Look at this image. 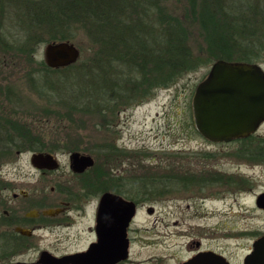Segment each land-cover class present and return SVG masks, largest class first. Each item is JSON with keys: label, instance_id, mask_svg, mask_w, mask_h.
Wrapping results in <instances>:
<instances>
[{"label": "rangeland", "instance_id": "obj_1", "mask_svg": "<svg viewBox=\"0 0 264 264\" xmlns=\"http://www.w3.org/2000/svg\"><path fill=\"white\" fill-rule=\"evenodd\" d=\"M205 1L208 2L163 0V5L169 12H174L175 19L182 24L183 29L189 31L188 46L199 66L173 86L158 90L155 85H142L136 80V77H141L143 73L136 74L135 67L129 66V61L126 63L123 59V56H130L129 51L133 48H128L129 45L124 44L119 36H111L114 32L126 30L130 25L132 34L137 33L134 37L135 47L146 45L153 49L156 40L154 33L159 31L162 19L158 8L152 12L145 10L148 0H140V3L131 0L129 9L123 11L122 17L114 16L105 23L103 21V26L96 18L91 17L92 13L87 14L83 10L84 15L70 13L65 9L64 0H0V87L5 94L7 89H11L14 103L12 108L19 112L21 120L34 123L37 137L41 135L45 142L50 143L48 147L58 148L60 151L68 147L70 150L91 151L89 153L93 154L98 162H109L111 176L163 178L165 176L152 175L157 172L171 175L172 170L169 167H173L183 168L186 172L190 169L198 173L208 170L231 177L216 183L233 181V184L227 183L218 187L207 185V190L202 194L199 191L194 193L206 199V222L213 227L221 226V231L214 233L219 242L216 244L217 249L238 264L248 253L254 238L264 232V212L256 205L257 196L264 191V124L248 142L234 140L228 143L210 142L200 135L195 127L193 98L197 86L208 76L214 64L206 66L207 59L212 57V52L216 53L214 45L211 52L207 28L200 17ZM241 1L243 0H229L228 9L236 4L240 5ZM148 6L154 7L151 4ZM245 6L244 3L243 7ZM163 12L167 13L166 10ZM230 15L228 17L233 19L234 14ZM83 16H87L88 21H85ZM219 16L222 22L232 20H227L224 13ZM234 21L246 25L248 18H235ZM253 23L254 26H264V17L254 19ZM209 27L210 31H213V28ZM151 29H154V33ZM54 37L59 40L65 38V41L80 49V59L74 65L82 68L84 73L91 67L95 54L104 51V56L107 57L105 72H108L105 75L108 77L105 85L107 101L90 108H75V111L68 107L75 113L74 117L68 116L71 112L67 111L65 101L68 104L83 105L88 103V100L81 104L75 102L80 99L77 91L84 85H75L73 81L77 80V77L74 70L68 73L65 78L68 84L65 81L66 86H63L58 83L64 81L60 78L66 76V72L55 73L56 69L46 65L53 70L47 72L41 65L45 62V48ZM255 39L256 36L251 39L252 46L248 48L244 44L238 45L236 52L250 51L257 47ZM59 40L51 43L62 42ZM242 41L247 42L246 39ZM231 43H234L233 40ZM156 47L154 44V48ZM219 49L221 48L218 46ZM25 51L27 55L23 54ZM236 52L234 55L240 57ZM261 59L255 64L264 70V57ZM72 74L75 77H71ZM117 75L121 77L118 81ZM130 77H134L133 81ZM46 86L51 92L48 96L41 97L43 91L39 87ZM54 90H57L55 98L52 96ZM49 101L51 107L47 103ZM56 110L61 114L56 115ZM47 111L48 114L45 113ZM113 147L123 150L118 161H114L113 156L109 155ZM247 153L248 158H241ZM31 156V153H24L21 158L10 156L9 159L0 160V167L8 162H20L27 164V168H32ZM58 156L62 163L69 159L67 153H59ZM4 168L9 170L10 167L5 165ZM160 169L162 171H159ZM202 186L199 183L196 190ZM188 203L201 205L200 200L186 199L180 202L182 209H185ZM159 205V211L165 210L161 203ZM147 219L153 222V219ZM175 219L173 217L172 220ZM178 250L163 243L158 249L144 248L141 256L143 259L154 255L169 257L172 252L174 254ZM182 250H179L182 251V257H187L186 250Z\"/></svg>", "mask_w": 264, "mask_h": 264}, {"label": "flooded vegetation", "instance_id": "obj_2", "mask_svg": "<svg viewBox=\"0 0 264 264\" xmlns=\"http://www.w3.org/2000/svg\"><path fill=\"white\" fill-rule=\"evenodd\" d=\"M13 151L19 158L24 153L52 154L59 166L40 168L32 161V168L20 162L1 165L0 264H186L206 252L236 264L217 249L215 234L221 226L206 222V199L200 197L207 190L205 185L218 187L235 182L120 178L111 176L109 162H98L89 152L48 146H24ZM59 153L69 154L68 161L62 163ZM74 153L91 156L94 164L76 171L71 160ZM199 183L203 186L196 190ZM262 194L264 191L257 196L256 205ZM186 199L200 200L201 205L188 203L182 209L180 202ZM160 203L165 210H158ZM257 207L264 212V208ZM262 237L264 232L254 238L238 264H245L254 252L255 242ZM163 243L172 249L184 248L188 256L182 257L183 250H178L169 257L142 258L144 248L158 249Z\"/></svg>", "mask_w": 264, "mask_h": 264}, {"label": "trees", "instance_id": "obj_3", "mask_svg": "<svg viewBox=\"0 0 264 264\" xmlns=\"http://www.w3.org/2000/svg\"><path fill=\"white\" fill-rule=\"evenodd\" d=\"M66 2V8L70 13L76 14L83 12H86L87 14L92 13L93 18H96V20L99 21V24L103 26L104 23L107 22L110 18L114 16H121L123 15V11L125 12L126 9L128 10L130 7L131 0H64ZM136 2L140 3V0H135ZM147 1V0H146ZM229 0H208V2H204L201 10V20L203 24L206 26L207 34L209 37V47L211 48V52L213 49V45L216 53L212 52V57L207 59L205 65L210 66L216 61L219 60H225L229 62H245V63H257L260 62L262 57H264V26H257V24L254 26L253 20L259 19L260 16L264 17V0H243L241 1L240 5H235L231 7V9H228L227 4ZM246 4L245 7H243V4ZM148 4L153 5L154 7H149ZM148 4H146L145 10L147 12L151 10H155L158 8L160 11L161 16V27L159 29V34L154 33V29H151V31L155 35V45L157 46L153 49L149 48L148 46H140L135 47L134 40H135V34L133 33V29L130 28V25H128V28L124 31L114 32L111 36H119V39L123 41L124 44H128V48H133L130 53V56L128 58L123 56V59H125V62L128 60L129 66L135 67L136 74H142L141 77H136L137 81L139 80L142 85H150L154 86L155 88H168L176 84L178 81L181 80L186 74L195 71L199 63L196 59L193 58V51L188 46V33L189 31H185L182 27V24L179 23L178 20L175 19L174 12H169L168 8H166L163 4V0H148ZM234 8V9H233ZM83 10V12H82ZM166 10L167 13H164L163 11ZM42 12V11H41ZM48 15V12L45 11ZM85 13V14H86ZM146 13V12H145ZM224 13L227 16V20L232 19L230 14H234V18L231 21H221L219 19V15H222ZM254 16L255 18H253ZM82 17V16H81ZM246 17L248 18V23L246 25H243V23L238 24L234 21L235 18L241 19ZM107 18V19H106ZM83 19L85 21H88L87 16H83ZM246 23V22H245ZM213 28V31H210V27ZM245 26V27H243ZM136 28V27H135ZM181 30L183 33H181ZM263 34V35H261ZM260 35V36H258ZM256 36L255 43L257 47L252 48L250 51H244L240 50L239 52H236L237 46L240 44H244L248 48L251 45V39H253ZM113 38V37H110ZM242 39H246L247 42H243ZM56 37H54L52 40H49L51 43L52 41H58ZM112 39L111 41H113ZM233 40L234 43H231ZM59 41H65L64 39H61ZM260 41V43L258 42ZM111 42V43H112ZM154 42V41H153ZM252 43V44H255ZM49 44V43H48ZM233 44V45H232ZM232 45V46H231ZM218 46L221 48L218 50ZM252 46V45H251ZM8 47V46H7ZM10 48V47H8ZM11 49V48H10ZM239 49V48H238ZM12 51V50H11ZM222 51V52H221ZM9 52V51H6ZM238 53L240 57H236L234 54ZM25 55L26 51L23 53ZM104 51L100 54H95V56L92 58L91 67L84 73L82 68L78 66H71L65 69H56L54 70L55 73H65L66 76L63 78H60L61 81L58 84H62L63 86H66L65 81H67L68 73L71 71H75V75L77 77V80H74L75 85L82 84L84 87L82 89L77 91L78 97L80 99H77L78 104L85 103L86 100H88V103H85L83 105H73L68 104L66 101L64 102L65 107H69L71 109L79 108V107H94L98 106L100 102L107 101L106 95L107 90L105 88V85L108 81V77L105 76L108 72H105V69L107 67V64L105 62V59H107L106 56H104ZM235 56V57H234ZM43 67L46 68L48 71H53L46 67L45 62L41 64ZM98 68V69H96ZM149 68V69H148ZM90 72V73H89ZM71 77H75L73 74ZM131 81H133L134 77ZM118 79H121L117 75L116 81ZM68 84V81H67ZM92 86V87H91ZM43 87V86H42ZM39 87L42 89L41 97L48 96L49 88L46 86L44 88ZM153 88V87H152ZM58 89V88H56ZM86 89V90H85ZM92 89V91L90 90ZM10 88L7 89V93L5 94L3 92L2 87H0V160L3 159H9L10 156L14 155V148L18 147H24V146H31V147H38L43 146L47 147L50 146V143L47 141L45 142V139L41 138L40 136L37 137L35 131H37L36 127L34 126V123H28L26 121L21 120L22 118L19 117V112L16 111V109L12 108L13 98L11 97ZM52 90V89H51ZM52 96L55 98L57 90L53 91ZM67 92V91H66ZM45 93V94H43ZM68 93V92H67ZM70 94H67L69 96ZM66 96V97H67ZM100 100V101H99ZM48 104L51 103V101L47 102ZM52 104L49 105L51 107ZM68 108L67 111L71 110ZM59 111V110H58ZM57 110L55 114H61ZM75 111V110H74ZM46 114L49 113V111L45 112ZM51 113V112H50ZM69 117H74L75 113L71 112L68 113ZM196 127V126H195ZM198 131V130H197ZM254 136V135H253ZM251 136L248 139H242L239 140L240 142L246 141L252 139ZM86 152H91L86 150ZM119 152V155H118ZM123 152V150H119L118 148H112L109 151V155L113 156L114 161H118L120 159V155ZM249 157V153L246 155L241 156V158ZM112 159V160H113ZM169 169L172 170V167H169ZM175 174L172 173L169 175L161 174L160 172H157L152 175V177H179V178H199V179H220L223 180L225 178H231V177H225L222 176L220 173L213 172V171H200L194 172L191 169L184 171L183 168H174ZM159 171H162L161 169ZM161 175V176H160ZM219 180V181H220ZM207 186V185H205Z\"/></svg>", "mask_w": 264, "mask_h": 264}, {"label": "water", "instance_id": "obj_4", "mask_svg": "<svg viewBox=\"0 0 264 264\" xmlns=\"http://www.w3.org/2000/svg\"><path fill=\"white\" fill-rule=\"evenodd\" d=\"M80 49L69 41L47 44L45 64L52 69L69 67L78 62ZM195 125L199 133L213 143H228L256 134L264 124V70L254 63L216 61L208 76L197 86L193 98ZM78 172L94 164L91 156H71ZM32 163L40 168L57 169L52 154L36 153ZM257 205L264 208V194ZM186 264H229L214 252L197 255ZM245 264H264V237L254 244V252Z\"/></svg>", "mask_w": 264, "mask_h": 264}]
</instances>
